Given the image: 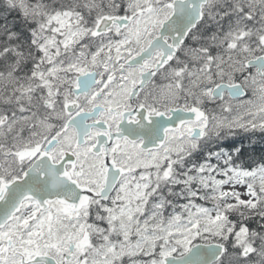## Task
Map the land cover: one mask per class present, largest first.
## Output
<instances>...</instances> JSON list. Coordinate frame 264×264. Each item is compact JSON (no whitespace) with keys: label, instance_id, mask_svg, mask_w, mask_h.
I'll return each instance as SVG.
<instances>
[{"label":"snow or ice","instance_id":"1","mask_svg":"<svg viewBox=\"0 0 264 264\" xmlns=\"http://www.w3.org/2000/svg\"><path fill=\"white\" fill-rule=\"evenodd\" d=\"M0 264H264V0H0Z\"/></svg>","mask_w":264,"mask_h":264},{"label":"trees","instance_id":"2","mask_svg":"<svg viewBox=\"0 0 264 264\" xmlns=\"http://www.w3.org/2000/svg\"><path fill=\"white\" fill-rule=\"evenodd\" d=\"M224 145H225V147H228L229 146V144H228V142L226 141V142H224Z\"/></svg>","mask_w":264,"mask_h":264}]
</instances>
